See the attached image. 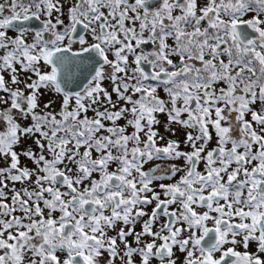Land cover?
Returning a JSON list of instances; mask_svg holds the SVG:
<instances>
[{"label":"snow or ice","instance_id":"obj_1","mask_svg":"<svg viewBox=\"0 0 264 264\" xmlns=\"http://www.w3.org/2000/svg\"><path fill=\"white\" fill-rule=\"evenodd\" d=\"M0 264H264V0H0Z\"/></svg>","mask_w":264,"mask_h":264}]
</instances>
